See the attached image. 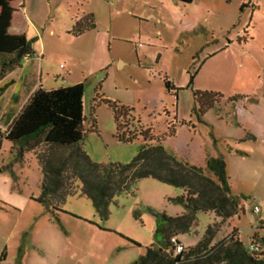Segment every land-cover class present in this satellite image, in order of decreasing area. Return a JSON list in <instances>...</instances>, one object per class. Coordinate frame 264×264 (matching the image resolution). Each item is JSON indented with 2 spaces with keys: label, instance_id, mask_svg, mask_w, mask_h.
I'll use <instances>...</instances> for the list:
<instances>
[{
  "label": "rangeland",
  "instance_id": "1",
  "mask_svg": "<svg viewBox=\"0 0 264 264\" xmlns=\"http://www.w3.org/2000/svg\"><path fill=\"white\" fill-rule=\"evenodd\" d=\"M146 1L162 15L161 36L154 34V19L122 13L112 22L110 7L99 6L100 34L113 38L109 42L116 62L110 64L93 55L86 35L52 38V0L24 1L25 13L34 21L25 35L32 53L6 70L7 78L0 75V253L6 254L1 264H17L20 247L34 249L22 264H135L148 245L163 239L155 233L160 215L185 210L172 200L181 188L143 178L133 193L114 198L101 218L80 195L70 165L65 182L71 194L63 201L50 196L48 204L30 200L41 191L38 157L66 151L52 149L42 139L20 146L5 138L38 87L84 84L81 146L96 163H129L143 144L141 136L131 142L115 137L114 113L106 100L122 108L123 130L138 134L151 129L182 161L204 167L208 157L223 158L240 209L221 223L211 211H199L195 224L175 235L183 246L196 245L210 224L217 228L213 243L235 231L248 244L264 226V0ZM140 3L130 0L123 7L141 8ZM58 9L54 18L62 25L69 15L65 6ZM147 36L151 38L145 40ZM164 79L175 90L168 91ZM197 90L221 94L199 121L194 113ZM174 118L176 132L166 136ZM24 231L29 236L21 237Z\"/></svg>",
  "mask_w": 264,
  "mask_h": 264
},
{
  "label": "trees",
  "instance_id": "2",
  "mask_svg": "<svg viewBox=\"0 0 264 264\" xmlns=\"http://www.w3.org/2000/svg\"><path fill=\"white\" fill-rule=\"evenodd\" d=\"M23 7L24 0H0V75L32 53L25 37L27 19ZM164 85L168 91L175 90L168 79H164ZM83 94L82 82L49 90L38 87L5 132L7 140L20 146L42 139L52 149L66 150L59 155L52 151V156L38 157L42 177L37 201L48 204L50 196L63 201L72 193L65 182V172L71 166L70 175L80 182V195L88 198L96 213L104 218L114 198L133 193L141 179L154 178L181 188L182 193L172 200L182 204L185 210L175 216L160 215L155 233L163 235V239L148 245L135 264H264V226L257 228L248 244L237 238L235 231L213 243L217 228L210 224L196 245L183 246V251L176 253L171 238L178 241L176 233L192 227L199 211H211L221 223L240 209L230 189L223 158L208 157L204 167L182 161L164 148V137H155L151 129H140L138 134L127 128L123 130L120 124L124 114L122 108L106 100L114 113L115 137L121 142H131L141 136L143 144L129 163H96L81 146L86 120ZM220 95L215 91L194 92V113L198 121L212 107L213 99ZM175 118L168 123L166 136L175 134ZM179 124L187 122L180 120Z\"/></svg>",
  "mask_w": 264,
  "mask_h": 264
},
{
  "label": "crops",
  "instance_id": "3",
  "mask_svg": "<svg viewBox=\"0 0 264 264\" xmlns=\"http://www.w3.org/2000/svg\"><path fill=\"white\" fill-rule=\"evenodd\" d=\"M128 1L130 0H52V30H50V32L52 33V38H54L56 35H62V36L73 35L76 37L80 35H86V37L91 42L93 48L92 53L95 57L100 54L101 59L103 60L102 61L103 64L105 63L110 64L116 62V59L114 58L110 50L109 39H111L112 37L109 38L107 36L106 38L103 34H100L102 29H98L97 27L98 25H97L96 14L97 11L99 10L100 5L110 7L109 18L112 22L114 20L115 15H121L122 13L128 17L136 16L140 18V20L154 19V23L156 25L154 34H157V36H161L162 34L161 33L162 15L159 12H157L155 6L151 4V2L149 1L147 2L146 0H140L141 1L140 4L142 6L141 8L136 7V5L133 8L123 7L124 5L128 4ZM61 5L65 6L66 15H69V17L64 19L65 23L59 25V23L56 21L57 18L56 19L54 18L55 16L54 14L56 12H60L58 7ZM24 14L27 19V27L25 31V35H26L28 27L30 26L31 23H34V21L31 17H29L25 13V10H24ZM105 30L108 29L106 28ZM112 31H104V34L105 33L111 34ZM138 38L139 39L141 38L140 34L138 35ZM150 38H151L150 36H147L145 40H149ZM141 54L144 55L145 51H142ZM3 76H5L4 73ZM8 76L9 74L6 75L5 77L7 78ZM38 196H40V194ZM36 199L37 197L35 195H30V200L38 202ZM8 205L10 207L13 206V208H17L16 206L11 205L9 203ZM262 220L264 221V219ZM29 233L30 232L24 231L22 232L21 237H23L24 235L29 236ZM47 234L50 235L49 230L47 231ZM178 241L182 243V241L180 240ZM30 250L34 251V249H30ZM30 250L28 251L26 247L18 248L19 255H18V259L16 260V263L22 264L23 258L26 256L29 257ZM5 260H6V254L0 253V264Z\"/></svg>",
  "mask_w": 264,
  "mask_h": 264
},
{
  "label": "built area",
  "instance_id": "4",
  "mask_svg": "<svg viewBox=\"0 0 264 264\" xmlns=\"http://www.w3.org/2000/svg\"><path fill=\"white\" fill-rule=\"evenodd\" d=\"M257 210H258V208L254 207V211H257ZM171 242H173L175 245V252L176 253H180L183 251V245L180 242L176 241L175 238H171ZM252 248H253V246H251V249Z\"/></svg>",
  "mask_w": 264,
  "mask_h": 264
}]
</instances>
